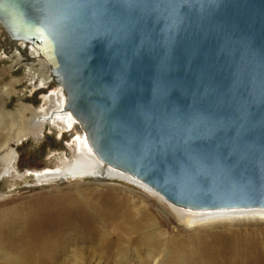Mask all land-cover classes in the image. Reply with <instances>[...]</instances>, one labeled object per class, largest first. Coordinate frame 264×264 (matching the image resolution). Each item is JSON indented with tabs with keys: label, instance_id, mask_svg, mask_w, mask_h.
I'll use <instances>...</instances> for the list:
<instances>
[{
	"label": "water",
	"instance_id": "95a60500",
	"mask_svg": "<svg viewBox=\"0 0 264 264\" xmlns=\"http://www.w3.org/2000/svg\"><path fill=\"white\" fill-rule=\"evenodd\" d=\"M104 165L191 211L264 209V0H0Z\"/></svg>",
	"mask_w": 264,
	"mask_h": 264
},
{
	"label": "rangeland",
	"instance_id": "374dc122",
	"mask_svg": "<svg viewBox=\"0 0 264 264\" xmlns=\"http://www.w3.org/2000/svg\"><path fill=\"white\" fill-rule=\"evenodd\" d=\"M33 83L40 86L22 68L13 66L0 38V264H37L39 257L45 255L40 249L68 238L73 239L59 243L61 248L54 264H118L119 248L128 246V235L135 239L160 229L176 232L175 242L180 243L231 232L256 234L258 239H264V214L191 218L145 185L122 181L106 172L96 180L39 183L37 175L61 170L68 162L74 164L78 156L75 137L65 124L40 121L46 124L42 131L30 133L22 142L14 141L17 131L11 132V125L19 127L20 114L24 111V121L32 125L38 116L35 114L47 107L43 92H38ZM10 142L16 156L14 167L7 174L2 149ZM189 220H194L193 225ZM73 224L86 225L89 230L77 233L68 229ZM92 225L101 232V239L113 243L112 248L101 250L98 235L92 242ZM122 238L125 240L119 242ZM165 244L166 241H157L153 249L160 262ZM136 247L133 245L132 250ZM136 261L135 264L146 263L143 259L142 263Z\"/></svg>",
	"mask_w": 264,
	"mask_h": 264
},
{
	"label": "bare ground",
	"instance_id": "6f19581e",
	"mask_svg": "<svg viewBox=\"0 0 264 264\" xmlns=\"http://www.w3.org/2000/svg\"><path fill=\"white\" fill-rule=\"evenodd\" d=\"M2 33L3 31L0 28V38L4 46H6L4 47V51L7 55H9L13 66L22 68L31 76L33 82L39 83L40 86L38 87L36 83L33 84L37 88L38 92H43V98L47 103V107H45L44 110L35 114V116H38L35 120L36 123L33 122L32 125H29L24 121V116H26L24 111L20 114L18 120L19 127L16 128L13 124L11 125V132L17 131L16 140L14 141L22 142V140L26 139L30 133L42 131V128L45 127L46 124L40 123V121H46L52 122V124L56 126H59V124H65L66 127L70 128L69 132L73 135V137H75L77 142L76 156L78 157H76V159L78 160L74 164L69 162L65 163L61 170L37 175L36 180L41 184L58 180H96L100 178V175H103V173L106 172L107 176L141 185L142 183L138 180L121 171L102 164L95 157V155L87 147L78 125L68 113L63 112V91L61 88L55 87L51 84L49 78V66L39 57L37 52L31 46L24 43H10L8 40H5L4 33ZM9 91L11 92V90ZM8 144L9 143H5V147L2 149V159H4L8 166L7 174H9L13 169L16 156V151L12 149V142H10L9 145ZM149 190L154 192L150 188ZM161 198L164 199L163 197ZM171 205L181 213L189 215L191 218L194 216L196 219L197 217H222L226 215L245 213L254 215L264 214V209L258 208L199 212L182 209L173 204ZM193 221L189 220L188 222L190 225H193ZM153 226L156 227V225ZM68 229H72L77 233H79L78 231L82 229L89 230L86 225L77 226L74 224L69 226ZM97 230L92 225V230H90V232L92 231V242L98 235V239L96 240H99L100 242V249L106 252L113 247V243L108 244L105 239H101V232H97ZM128 237L130 238L128 240L123 238L119 239V242L125 240V244H128L129 247L126 245L127 247L125 248H119L121 256L118 258L121 261L118 264H122V262H125V264H135L137 262L136 260H139V262L142 263V259L144 261L146 260L145 264H264V239H258L256 234L239 235L238 233L232 232L214 233L198 237L194 240L191 239L188 241H182L180 243L175 242V238L178 237L176 232L171 234L170 231L167 232L160 229L158 231L154 230L148 233L145 232L142 235H137L135 239H132L131 234L128 235ZM72 239L68 238L61 241L59 240L58 243L55 242L53 245L51 243L48 247L40 249V251H43L45 255L44 257H39L40 259L37 261V264H54L58 258L56 255L60 251V244L70 242ZM157 241H166L163 249L164 257L162 258V262H160L158 258L154 257L155 253L153 249L155 248ZM68 244L66 246H68ZM135 244H137L136 248L138 249L132 250V247ZM50 252H52L51 256H49ZM130 253L131 256L129 255ZM130 257L132 259H129ZM97 264H100V262Z\"/></svg>",
	"mask_w": 264,
	"mask_h": 264
},
{
	"label": "flooded vegetation",
	"instance_id": "af4514ba",
	"mask_svg": "<svg viewBox=\"0 0 264 264\" xmlns=\"http://www.w3.org/2000/svg\"><path fill=\"white\" fill-rule=\"evenodd\" d=\"M4 45V44H3ZM4 47H6V46H4Z\"/></svg>",
	"mask_w": 264,
	"mask_h": 264
}]
</instances>
